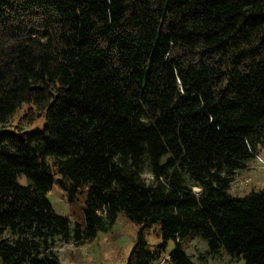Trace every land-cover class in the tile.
I'll return each mask as SVG.
<instances>
[{
	"label": "trees",
	"instance_id": "trees-1",
	"mask_svg": "<svg viewBox=\"0 0 264 264\" xmlns=\"http://www.w3.org/2000/svg\"><path fill=\"white\" fill-rule=\"evenodd\" d=\"M24 107L42 129L11 124ZM262 153L264 0H0V264H63L121 213L126 264H195L193 235L264 264V189L231 193Z\"/></svg>",
	"mask_w": 264,
	"mask_h": 264
},
{
	"label": "rangeland",
	"instance_id": "rangeland-1",
	"mask_svg": "<svg viewBox=\"0 0 264 264\" xmlns=\"http://www.w3.org/2000/svg\"><path fill=\"white\" fill-rule=\"evenodd\" d=\"M26 110V107L19 110L11 118V124L32 131L42 129L45 119L35 113L36 117L29 122L23 119ZM22 182H25V177L22 178ZM261 189H264V153L252 160L247 169L237 172L231 193L234 196H244L252 190ZM194 191L200 192L198 188H195ZM49 197L56 212L67 216L73 225L75 222L84 221L85 198L83 196L71 203L68 201L66 193L58 186H54ZM138 231L139 227L128 221L121 213L114 226L108 232H99L92 242L81 246L59 242L56 250L63 264H126ZM159 236L160 226H155L147 232L146 237L151 252L158 250V245L161 242ZM183 247L195 264H245L244 260L232 261L225 251L221 256L207 254L208 244L200 236H191L183 243ZM174 250L175 242L170 241L163 251V256L169 259V255ZM163 264L172 263L166 261Z\"/></svg>",
	"mask_w": 264,
	"mask_h": 264
}]
</instances>
